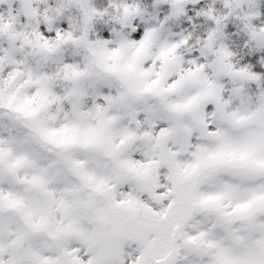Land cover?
I'll list each match as a JSON object with an SVG mask.
<instances>
[{
	"label": "snow or ice",
	"instance_id": "snow-or-ice-1",
	"mask_svg": "<svg viewBox=\"0 0 264 264\" xmlns=\"http://www.w3.org/2000/svg\"><path fill=\"white\" fill-rule=\"evenodd\" d=\"M0 264H264V0H0Z\"/></svg>",
	"mask_w": 264,
	"mask_h": 264
}]
</instances>
